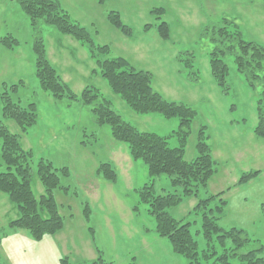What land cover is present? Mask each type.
<instances>
[{
	"label": "rangeland",
	"instance_id": "374dc122",
	"mask_svg": "<svg viewBox=\"0 0 264 264\" xmlns=\"http://www.w3.org/2000/svg\"><path fill=\"white\" fill-rule=\"evenodd\" d=\"M55 1L90 33L95 45L108 47L103 58H123L136 70L148 71L153 89L165 100L194 109L196 117L190 125L184 160L191 161L198 155V132L205 127L215 161L208 193L215 194L223 188L221 198L226 203L219 226L247 233L251 242L242 252L256 248L255 243L264 247V139L253 134L260 100L264 107L262 89L250 88L236 70L233 57L227 55V91L223 92L211 75L208 55L212 45L203 35L205 27L226 20L236 26L244 41L264 45L263 1ZM110 12L117 13L131 29L130 36L112 26L108 20ZM162 22L169 29L167 41L159 38L155 29ZM145 25L152 28L143 31ZM39 33L50 64L75 95L79 96L85 87H95L98 100L108 101L110 108L129 125L140 132L166 137L171 148L178 146L174 134L179 126L177 118L134 113L109 90L84 45L50 26H39ZM34 36L19 0H0V94L8 91L20 106L36 104V123L20 137V142L32 153L31 186L36 196L43 192L35 177L39 161H48L58 170L61 188L53 191V197L64 226L59 233L34 241L26 230L8 226L17 218V212L0 192V264H59L64 257L77 264H90L98 257L108 264H187L185 258L172 251L169 241L155 232L154 217L139 198L140 188L149 183L156 195L180 194L181 189L173 187L166 175L151 181L146 165L131 158L126 144L115 142L106 125L94 123L90 106L67 98L56 100L39 89L32 48ZM5 38L15 41L12 49L1 42H7ZM69 38L77 43V48L70 46ZM59 45L67 53L63 55ZM83 51L95 66L94 74L89 71L91 64ZM186 53L193 56L192 68L183 62ZM195 76L198 79L194 81ZM12 85L17 86L15 93L10 92ZM1 108L0 99V120L11 133L19 134L14 122L2 118ZM103 163L113 168L114 183L98 175L97 169ZM62 168H66L65 174ZM0 171H4L1 154ZM251 171L259 174L246 184H237L241 173ZM200 193L204 196L203 191ZM196 203L195 198H186L166 210L181 224L189 223L193 235L201 224L200 213L193 212ZM195 239L201 248V236L196 235Z\"/></svg>",
	"mask_w": 264,
	"mask_h": 264
},
{
	"label": "trees",
	"instance_id": "16d2710c",
	"mask_svg": "<svg viewBox=\"0 0 264 264\" xmlns=\"http://www.w3.org/2000/svg\"><path fill=\"white\" fill-rule=\"evenodd\" d=\"M104 1L97 0L98 3ZM262 1L264 4V0ZM19 3L35 31L32 48L39 89L49 93L53 99L78 100L90 106L94 123L97 126L106 125L115 142L126 144L131 158L141 160L146 165L151 181L166 175L173 187L181 189L180 194L174 192L156 195L152 183H149L139 190L140 202L147 205L148 213L154 217L155 232L169 241L172 251L185 258L187 264H264L262 245L255 243L256 248L242 252L251 242L247 233L236 228L224 230L219 226L225 215L226 203L221 198L222 192L209 194L207 190L208 182L215 173V161L207 143L208 136L204 133L205 127H201L198 132V155L191 161L183 158L190 125L196 117L194 109L182 103L165 100L153 89L152 75L148 71L136 70L123 58H103L108 53V47L95 45L90 33L75 23L55 0H19ZM108 20L123 35H131V29L122 23L117 13L110 12ZM41 25L50 26L60 35L69 36L84 45L109 90L134 113H158L165 118H177L179 126L174 134L178 139V146L171 148L166 137L140 132L129 125L110 108L108 101L98 100L99 93L95 87H85L79 96L75 95L46 56L45 45L39 33ZM150 28L151 25H145L143 31ZM155 29L159 38L169 40L170 33L166 23H159ZM203 32L212 45L208 61L216 85L223 92L227 91L228 67L224 57L228 55L233 57L236 70L244 76L248 86L252 89L260 87L264 98V45L244 41L236 26L226 20H221L219 25L205 27ZM5 40L8 41L1 42L12 49L15 41L11 38ZM186 55L183 62L188 68H192L193 56L190 53ZM194 74L196 75L195 72ZM197 79L195 76L194 81ZM10 88V92L17 91L16 85ZM0 99L2 118L11 120L19 129V134H13L0 120V154L4 165V171H0V192L7 196L17 212V218L9 222L8 226L26 230L34 241L40 242L46 236L59 233L64 226L53 197V191L61 188L58 170L48 161H39L35 177L43 192L36 196L31 186L32 153L25 150L20 142V137L36 123V104L32 102L20 106L19 102L12 100L8 91L0 94ZM253 134L264 139V107L261 100ZM61 172L65 174L66 168H62ZM97 173L105 180L115 182L116 174L109 163L100 164ZM258 174L259 171L241 173L237 184H246ZM186 198L197 200L193 212L200 213L201 224L195 235L191 234L189 223L181 224V221L166 212L167 209L177 207ZM262 214L264 217V207ZM196 235H200L203 241L201 248L195 239ZM59 264L77 263L64 257L59 260ZM90 264L108 263L98 257Z\"/></svg>",
	"mask_w": 264,
	"mask_h": 264
},
{
	"label": "crops",
	"instance_id": "0c3cea01",
	"mask_svg": "<svg viewBox=\"0 0 264 264\" xmlns=\"http://www.w3.org/2000/svg\"><path fill=\"white\" fill-rule=\"evenodd\" d=\"M65 39L68 40V38H65ZM68 42L71 44L70 46H72L73 48H77V43H76V44L73 43V40H72V39L69 38V41H68ZM72 44H73V45H72ZM59 47L61 48L60 50L63 52V55H64V52L67 53V52H66L67 49H64V47H63L62 45H59ZM83 53H84V51H83ZM84 56H85V59L88 61L89 58H88V56H87L86 53H84ZM47 58H48L49 62H51V61H50V56H49V53H48V52H47ZM88 62H89V64H91V65H90V69H89V71H90L91 74H94L93 72H94V68H95V66H94L92 60H89ZM234 181H237V178H236ZM221 187H222V186H221ZM209 188H211V187H210V185H209V183H208L207 190H209ZM220 189H221V190H220ZM222 189H223V188H219V189H217L216 192H215V194H217V193H219V192H222V191H223Z\"/></svg>",
	"mask_w": 264,
	"mask_h": 264
}]
</instances>
